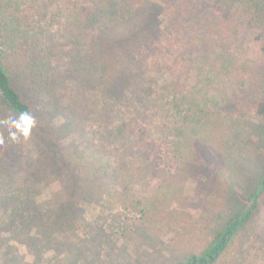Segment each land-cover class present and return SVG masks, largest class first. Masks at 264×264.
Instances as JSON below:
<instances>
[{
    "label": "rangeland",
    "instance_id": "374dc122",
    "mask_svg": "<svg viewBox=\"0 0 264 264\" xmlns=\"http://www.w3.org/2000/svg\"><path fill=\"white\" fill-rule=\"evenodd\" d=\"M95 1L0 0V49L17 50L11 62L19 69L48 43L41 61L51 76L42 85L35 66L21 70L19 88L34 107L28 137L13 127L20 117L0 108V264H177L205 248L261 175L264 0H196L195 17L214 28L206 35L230 45L187 46L182 55L177 41L192 32L180 24L194 0L179 1L184 12L175 20L173 0H147L156 19L145 12L136 32L122 37L127 44L115 38L114 45L102 33L120 29L135 5L117 0L113 14L100 9L94 18ZM167 23L173 26L163 36ZM76 37L89 46L77 58L86 42L79 50ZM124 47L139 58L122 71ZM97 57L103 77L89 65ZM183 65L191 98L162 95L168 115L153 120L150 107L129 110L132 92L115 97L123 86L154 87L157 79L161 87ZM108 104L120 108L114 122L100 113ZM14 204L18 222L10 220ZM215 264H264V194Z\"/></svg>",
    "mask_w": 264,
    "mask_h": 264
},
{
    "label": "trees",
    "instance_id": "16d2710c",
    "mask_svg": "<svg viewBox=\"0 0 264 264\" xmlns=\"http://www.w3.org/2000/svg\"><path fill=\"white\" fill-rule=\"evenodd\" d=\"M117 0H99L95 1L94 6H93V16L94 18L98 16L100 9H102L104 12L106 11L108 14H113V11H115V6L117 3H115ZM131 3L135 5V7L132 9L133 12H130L129 20L128 22H124L123 24L118 25L119 28H115L113 26L107 27L109 29V33L105 32L102 33V38L107 39V41L110 43V45H114L116 40L118 39L120 44L121 42L126 43V39L122 37H127L128 32H136L137 27L139 23H135L138 19H141V16L145 13L148 12L150 16L153 17L155 20L156 17L154 16L153 12H155L154 9H150L149 4L147 3V0H129ZM135 1V2H133ZM181 5L185 3V0H173L174 6L172 7V20H175L176 17L180 16L181 19V14L182 11L184 12V9L180 8V3ZM197 3L196 0L192 1V4L189 5L186 10L190 14L189 19L187 21H183L181 23V27L183 32H192V34L185 40L181 39L177 41V50L178 52L182 55L183 51L181 52L180 49H185L187 46H192L194 50L203 47H208L210 46V43L213 42L215 47H220V49H225L227 48L230 43L227 42L226 40L222 39H215L211 38L210 33L214 28L210 26V23L207 19H199L198 17H195V12H193L194 6ZM210 7V6H209ZM208 7V8H209ZM88 11L91 12V9H88ZM192 12V13H191ZM86 15V12H83ZM90 14L88 13V16ZM95 20H92V22ZM172 23L166 24L164 27V33L162 29V35L167 36V32L171 31ZM121 28H124L127 32L125 33V30H121ZM150 32L157 33V27H150ZM189 28V29H188ZM111 29V30H110ZM216 29V28H215ZM189 30V31H188ZM120 35H117L119 34ZM210 35H206L209 34ZM204 35V36H203ZM117 38V39H115ZM167 38V37H166ZM87 39L84 37H76L74 43L75 46L81 48L80 45L85 43ZM207 40V41H206ZM149 40L146 42V47L147 48L150 45L148 43ZM48 43H44L42 47H38L37 45V39H36V44L35 46L38 47L37 50L39 51L32 50L30 54H26L27 56L25 57L24 60H22V64L19 65V69L15 68L14 65L15 63L11 62L12 57L17 59L15 54L17 52L14 51V54L4 51L0 49V108L6 107L7 109L11 110L12 113H14L17 116H21L22 114H28L30 116L33 115L34 113V107L32 103L26 99V97L23 95V93L20 90V82H22L21 75L23 68H27L30 64L35 66L36 69L38 70V73L41 75V80L43 81L42 85L47 84L49 82V79L51 78L48 69L46 68L45 62L41 59H44L45 61L48 60V57H46L48 54L47 50L49 47L47 46ZM140 45H145V42H141ZM121 52H119V60L118 64L121 66V70L125 71V66L126 62L128 60L135 61V57L137 59L139 56H136L133 54L132 47L127 48L124 47ZM44 50V52H42ZM169 50H172V47L169 48ZM88 53L89 52V46L88 42L84 44V47L82 48L81 51H79L78 55L76 53V58L82 54V53ZM146 55V54H145ZM74 57V56H73ZM180 56H178L179 58ZM27 59V60H26ZM136 59V60H137ZM40 63H39V62ZM91 67H93V71L98 72L101 77L104 76L105 71H106V66L101 63V60L99 57L94 62L89 63ZM166 66H172L168 63L165 62ZM178 69L177 76L172 77L167 81L165 85H162L161 87H158V80L156 79V86L153 87L152 82L149 81L147 82V85L142 86L141 88H136V89H128V86H123V89L121 92L119 91V95H115V97H124V98H129V92H132V96L136 98L133 100L132 103H128V109L130 110L131 108L135 109L138 113H142V107H145V109L150 107V110L152 112L151 119L154 120L156 118V115L159 114H164V110L167 111V105L164 106V102L161 100L162 95L165 97H168V95H172V100H179L183 98H191V96L187 95L186 92L188 89L187 84L182 82L183 80V75L187 74L185 65L181 66V68H175ZM78 70V68H76ZM97 77V78H101ZM119 80L123 84L126 83L127 81V76L125 77L120 73ZM171 88V89H170ZM172 90V91H171ZM107 96H110V98H113V89L110 87L108 90H106ZM182 94V95H180ZM182 96V98L180 97ZM169 99V98H168ZM150 101V102H149ZM183 102V101H182ZM125 105L127 106L126 102H124ZM150 104V105H149ZM169 104V103H168ZM120 109V108H119ZM118 109V110H119ZM153 109V110H152ZM118 110H116L115 105L109 106L106 105L100 109V113L110 119L114 122L115 118H117ZM150 112V113H151ZM126 114V113H125ZM165 115H168V112ZM139 118V116H138ZM177 123L176 121H174ZM117 128V125H116ZM122 126H118L117 130L120 133L122 132ZM195 128L193 129V132H195ZM112 132V131H110ZM109 133V132H108ZM111 136V135H110ZM200 138V139H199ZM204 137H198L199 141L203 140ZM197 139V140H198ZM93 149V148H91ZM264 194V164L261 169V175L259 179L257 180V183L254 187V189L251 191V193L247 197H243L241 200L240 205L229 215V217L224 221L222 225H220L217 229H215V232L209 241V243L203 248L201 251L192 253L189 255H186L184 258L180 259L177 264H215L226 252L228 247L232 244L233 240L239 235V233L244 230L250 222L253 220L254 215L256 214V209L258 207L260 198ZM4 204V203H3ZM6 204V203H5ZM5 206V205H4ZM16 204L12 206V210L14 214L10 216V220L13 222H18V220H14L16 218H19L20 213L17 210L16 211ZM36 212H32L31 215H33ZM30 214V213H29ZM29 219V222L33 224V217H29L30 215H26ZM59 217H63L59 215ZM67 220V218H65ZM55 221L52 222L54 224Z\"/></svg>",
    "mask_w": 264,
    "mask_h": 264
},
{
    "label": "clouds",
    "instance_id": "9594fccd",
    "mask_svg": "<svg viewBox=\"0 0 264 264\" xmlns=\"http://www.w3.org/2000/svg\"><path fill=\"white\" fill-rule=\"evenodd\" d=\"M34 124V119L28 114H22L18 121H13V127H15L24 137H28L30 135ZM12 135L13 138H15L16 134L13 133Z\"/></svg>",
    "mask_w": 264,
    "mask_h": 264
}]
</instances>
